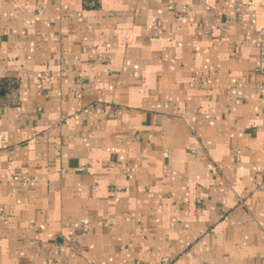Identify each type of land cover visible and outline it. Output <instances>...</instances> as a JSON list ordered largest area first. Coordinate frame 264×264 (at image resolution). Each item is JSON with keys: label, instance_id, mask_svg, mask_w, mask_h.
<instances>
[{"label": "crops", "instance_id": "0c3cea01", "mask_svg": "<svg viewBox=\"0 0 264 264\" xmlns=\"http://www.w3.org/2000/svg\"><path fill=\"white\" fill-rule=\"evenodd\" d=\"M262 29L264 0H0V264H264Z\"/></svg>", "mask_w": 264, "mask_h": 264}, {"label": "built area", "instance_id": "2783aa9c", "mask_svg": "<svg viewBox=\"0 0 264 264\" xmlns=\"http://www.w3.org/2000/svg\"><path fill=\"white\" fill-rule=\"evenodd\" d=\"M177 20L180 21V18L177 17ZM157 26H160V23H157ZM257 48H258V73L264 78V29L260 30L257 35ZM260 91H264V83L259 87ZM15 181H18V178H14ZM258 189H264V181L258 186Z\"/></svg>", "mask_w": 264, "mask_h": 264}]
</instances>
